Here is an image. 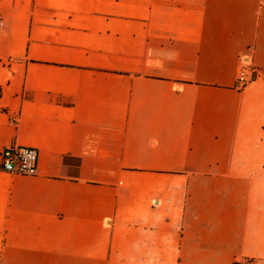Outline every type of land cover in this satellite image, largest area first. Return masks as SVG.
<instances>
[{"label": "crops", "instance_id": "crops-1", "mask_svg": "<svg viewBox=\"0 0 264 264\" xmlns=\"http://www.w3.org/2000/svg\"><path fill=\"white\" fill-rule=\"evenodd\" d=\"M264 0H0V264L264 260Z\"/></svg>", "mask_w": 264, "mask_h": 264}, {"label": "built area", "instance_id": "built-area-1", "mask_svg": "<svg viewBox=\"0 0 264 264\" xmlns=\"http://www.w3.org/2000/svg\"><path fill=\"white\" fill-rule=\"evenodd\" d=\"M38 149L30 145H9L0 151V171L33 176L38 171Z\"/></svg>", "mask_w": 264, "mask_h": 264}, {"label": "rangeland", "instance_id": "rangeland-1", "mask_svg": "<svg viewBox=\"0 0 264 264\" xmlns=\"http://www.w3.org/2000/svg\"><path fill=\"white\" fill-rule=\"evenodd\" d=\"M264 73V71L262 72ZM240 264H264V260H257V259H243L239 261Z\"/></svg>", "mask_w": 264, "mask_h": 264}, {"label": "trees", "instance_id": "trees-1", "mask_svg": "<svg viewBox=\"0 0 264 264\" xmlns=\"http://www.w3.org/2000/svg\"><path fill=\"white\" fill-rule=\"evenodd\" d=\"M234 264H240V262L239 261H236Z\"/></svg>", "mask_w": 264, "mask_h": 264}]
</instances>
